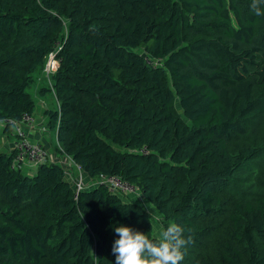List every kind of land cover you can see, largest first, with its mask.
I'll return each instance as SVG.
<instances>
[{
  "label": "trees",
  "instance_id": "1",
  "mask_svg": "<svg viewBox=\"0 0 264 264\" xmlns=\"http://www.w3.org/2000/svg\"><path fill=\"white\" fill-rule=\"evenodd\" d=\"M251 5L0 0L3 131L33 114L27 89L43 80L56 148L181 226L180 264H264V17ZM13 157L0 150V264H115L117 222L155 237L127 195L99 182L76 194L57 161L28 174Z\"/></svg>",
  "mask_w": 264,
  "mask_h": 264
},
{
  "label": "clouds",
  "instance_id": "2",
  "mask_svg": "<svg viewBox=\"0 0 264 264\" xmlns=\"http://www.w3.org/2000/svg\"><path fill=\"white\" fill-rule=\"evenodd\" d=\"M253 14L264 17V0H252ZM136 192V191H135ZM115 264H180L186 244L183 228L175 223L157 225L155 237L124 223L112 225Z\"/></svg>",
  "mask_w": 264,
  "mask_h": 264
},
{
  "label": "crops",
  "instance_id": "3",
  "mask_svg": "<svg viewBox=\"0 0 264 264\" xmlns=\"http://www.w3.org/2000/svg\"><path fill=\"white\" fill-rule=\"evenodd\" d=\"M41 80V79H38ZM43 82V80H41ZM41 87V86H40ZM38 90V102L39 107L43 111V115L39 116L34 108L33 116L35 118L34 123L30 127H26L28 137L33 141H38L41 143L47 150V156L49 160L57 161L65 170L66 177L69 176V180H75L78 177H81L83 181V189L92 188L98 183L90 180L79 168L78 166L70 159L64 152L56 148V134L49 130L47 126V116L45 111L47 109L53 110V107L58 108L57 99L54 96L52 91H45L40 93ZM44 93V94H43ZM49 94V95H48ZM48 95V96H47ZM15 136L11 133L4 132L3 126L0 124V150L5 152H11L14 149ZM21 168L24 169L28 174L35 172L36 167L32 165H23ZM68 178V177H67Z\"/></svg>",
  "mask_w": 264,
  "mask_h": 264
},
{
  "label": "built area",
  "instance_id": "4",
  "mask_svg": "<svg viewBox=\"0 0 264 264\" xmlns=\"http://www.w3.org/2000/svg\"><path fill=\"white\" fill-rule=\"evenodd\" d=\"M147 63L153 64L150 59H147ZM56 65L57 60L54 58V53L51 52L49 53L44 66V72L47 78L56 68ZM34 120L35 118L32 114L24 113L19 122L13 123L12 134L15 136V141L12 166L15 168L23 165H32L36 167L46 159L47 150L45 147L38 141L31 140L27 135L26 127L32 126ZM98 182L104 184L110 191L121 195H127L136 191L133 186L128 182L123 181L117 175H101ZM73 187L76 194L83 189V181L81 177L73 180Z\"/></svg>",
  "mask_w": 264,
  "mask_h": 264
},
{
  "label": "rangeland",
  "instance_id": "5",
  "mask_svg": "<svg viewBox=\"0 0 264 264\" xmlns=\"http://www.w3.org/2000/svg\"><path fill=\"white\" fill-rule=\"evenodd\" d=\"M39 86H46V83L44 81L43 82H39V80H37V82L35 81V82H33L31 84V86L27 89V91L29 92V94L31 95V97L35 101V110H36L37 114L39 116H42L43 115V111H41L42 109L39 107V102H38V99H37V97L39 96L38 95V87ZM53 108L56 109V107H53ZM71 182L73 183V180H71ZM122 196H120V197L122 199H125ZM127 196L130 197L129 199H131V200L137 202L138 204H140L144 209H146L151 214V222H152V225H153V235L156 236V234H157V225H161V223H160V219H161L160 212L155 207H153L139 193L133 192V193L127 194Z\"/></svg>",
  "mask_w": 264,
  "mask_h": 264
},
{
  "label": "bare ground",
  "instance_id": "6",
  "mask_svg": "<svg viewBox=\"0 0 264 264\" xmlns=\"http://www.w3.org/2000/svg\"><path fill=\"white\" fill-rule=\"evenodd\" d=\"M83 187H84V185H83Z\"/></svg>",
  "mask_w": 264,
  "mask_h": 264
}]
</instances>
